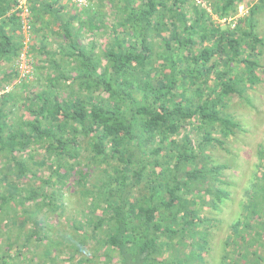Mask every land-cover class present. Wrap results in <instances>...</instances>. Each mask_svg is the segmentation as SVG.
Instances as JSON below:
<instances>
[{
	"label": "trees",
	"instance_id": "obj_1",
	"mask_svg": "<svg viewBox=\"0 0 264 264\" xmlns=\"http://www.w3.org/2000/svg\"><path fill=\"white\" fill-rule=\"evenodd\" d=\"M242 3L29 1L31 75L0 95V264L202 263L214 221L197 205L227 196L205 150L239 127L221 116L229 97L260 82L264 38L255 8L236 17ZM19 12L0 0V90L17 76ZM33 82L46 86L29 97ZM259 158L219 264H264V147ZM66 189L80 206L60 230Z\"/></svg>",
	"mask_w": 264,
	"mask_h": 264
},
{
	"label": "rangeland",
	"instance_id": "obj_2",
	"mask_svg": "<svg viewBox=\"0 0 264 264\" xmlns=\"http://www.w3.org/2000/svg\"><path fill=\"white\" fill-rule=\"evenodd\" d=\"M85 3V0H73ZM255 8L254 15V33L259 37L264 38V0H243V3L238 8L236 17L246 14L247 10ZM44 19V18H43ZM48 20V18H46ZM215 19V17H214ZM222 26H226L227 22L220 21ZM93 39V38H92ZM61 42V39H57ZM63 41V40H62ZM93 41V40H92ZM109 41L106 35L102 38H97L96 45L100 49V45H105ZM81 43L91 42V37L83 35L80 38ZM56 43L50 42L49 49H55ZM261 54L256 59L261 69L257 70L260 82L254 86L247 87L242 91L240 96L232 95L229 97L225 109L221 112L224 116L238 124V128H232L227 138H223L221 133H215L216 138L222 139L223 144L219 146L216 143L209 145L205 154L209 157L211 165L224 167L221 169L220 181L214 183V187L219 191L224 192L218 200L211 204L212 196H205L204 202L198 203L197 211L201 217H206L214 222L209 224L210 230V247L209 251L202 253L203 261L201 264H219L223 252L225 250V237L230 232V226L239 219L243 206L247 203L245 193L250 185L254 182V174L258 173V165L260 163L259 152L264 147V49L259 48ZM35 61V60H34ZM33 78L30 82H32ZM30 83L29 85H31ZM248 86V84H246ZM46 83H35L29 88V97L40 92L41 87H45ZM66 87L60 90L61 95L65 94ZM25 94L19 92L20 97ZM18 97V98H20ZM64 97V96H63ZM23 103L22 99L17 101V108ZM13 107L11 117L17 119L20 115L19 110ZM23 117L30 119L27 112L23 113ZM196 139H198L197 136ZM85 154L84 156H86ZM85 158V157H84ZM84 160V159H83ZM2 159L0 158V166ZM37 177H49L50 170L45 167H36ZM24 183V182H23ZM59 189V185L56 187ZM61 199L66 206V210L61 217L60 224L57 229L64 230L66 228V217L70 218L73 213H77L80 206L79 195L72 190H63ZM212 205V206H211ZM78 216V215H77ZM53 217V216H52ZM58 215L54 218L57 222ZM204 228L199 230L202 231ZM198 264V263H196Z\"/></svg>",
	"mask_w": 264,
	"mask_h": 264
},
{
	"label": "built area",
	"instance_id": "obj_3",
	"mask_svg": "<svg viewBox=\"0 0 264 264\" xmlns=\"http://www.w3.org/2000/svg\"><path fill=\"white\" fill-rule=\"evenodd\" d=\"M29 1L31 0H17V7L20 10L19 18L22 31V50L17 60V76L9 84H5L0 90V95L9 93L15 86H19L21 82L25 81L31 75L32 64L29 58V46L31 41V21Z\"/></svg>",
	"mask_w": 264,
	"mask_h": 264
}]
</instances>
